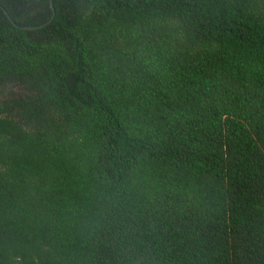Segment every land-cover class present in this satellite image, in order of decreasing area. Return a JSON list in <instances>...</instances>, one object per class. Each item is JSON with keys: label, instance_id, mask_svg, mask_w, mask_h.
Segmentation results:
<instances>
[{"label": "trees", "instance_id": "16d2710c", "mask_svg": "<svg viewBox=\"0 0 264 264\" xmlns=\"http://www.w3.org/2000/svg\"><path fill=\"white\" fill-rule=\"evenodd\" d=\"M0 264H264V0H0Z\"/></svg>", "mask_w": 264, "mask_h": 264}, {"label": "water", "instance_id": "95a60500", "mask_svg": "<svg viewBox=\"0 0 264 264\" xmlns=\"http://www.w3.org/2000/svg\"><path fill=\"white\" fill-rule=\"evenodd\" d=\"M51 5H52V2H51ZM4 12L5 14L7 15V17L9 18V20L16 26V27H19V28H23V29H37V28H41L45 25H47L48 23H50L53 19V16L50 17L47 21L41 23V24H37V25H24V26H20L18 24H16L13 19L10 17V15L8 14V12L4 9Z\"/></svg>", "mask_w": 264, "mask_h": 264}]
</instances>
